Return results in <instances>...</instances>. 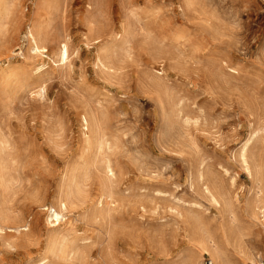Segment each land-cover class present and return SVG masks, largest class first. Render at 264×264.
<instances>
[{
	"label": "rangeland",
	"instance_id": "obj_1",
	"mask_svg": "<svg viewBox=\"0 0 264 264\" xmlns=\"http://www.w3.org/2000/svg\"><path fill=\"white\" fill-rule=\"evenodd\" d=\"M263 131L264 0H0V264H264Z\"/></svg>",
	"mask_w": 264,
	"mask_h": 264
},
{
	"label": "bare ground",
	"instance_id": "obj_2",
	"mask_svg": "<svg viewBox=\"0 0 264 264\" xmlns=\"http://www.w3.org/2000/svg\"><path fill=\"white\" fill-rule=\"evenodd\" d=\"M36 30V29H35ZM37 32V31H36ZM38 36H39V34L37 35V33H35V31L33 30V29H30L29 30V37H30V40H31V43H32V49L31 50H33L34 52H36V53H38V54H42L43 52V50H42V48H41V46H40V43H39V39H38ZM41 41V40H40ZM62 47V46H61ZM61 53H60V56H61V60L63 61V63H64V61H66V60H69L68 58H69V50H68V46L65 44V45H63V49L61 48ZM32 52V51H31ZM35 53V54H36ZM62 63V64H63ZM64 65V64H63ZM65 66V65H64ZM59 67V66H58ZM64 68V67H63ZM85 117V116H84ZM90 118V117H89ZM89 118H87V117H85L84 118V122H85V126H86V128L87 129H85V130H90L89 129V127H90V120H89ZM89 132V131H88ZM256 132V131H255ZM258 135V133H254V134H252L251 135V137L249 138V140L244 144V146H243V148H242V153H241V155H240V161H241V164H242V167L248 172V174L251 176V177H253L254 176V174H255V172L257 173V171H258V167H257V164H253V162H254V160H252L251 159V157H250V155H249V150H250V146H251V144H252V142H253V140H254V138L256 137ZM102 136V135H101ZM262 136L264 137V131L262 132ZM264 139V138H263ZM6 140V139H5ZM7 141V140H6ZM5 146V143L3 142V140H1L0 139V149L2 148V147H4ZM0 162H2V160L0 161ZM95 167V166H94ZM0 169H1V166H0ZM107 169L112 173V169H111V166H110V163L109 164H107ZM2 172L0 171V179H2L1 178V176H3L2 174H1ZM112 177L114 176V173H112V175H111ZM4 177V176H3ZM7 177V176H6ZM4 178L5 180H9V178L10 179H12L11 177H9V178ZM200 179L204 182V180H205V176H204V173H200ZM4 180V181H5ZM5 182H7V181H5ZM10 182H11V180H10ZM4 186L5 184H1V186ZM8 184L6 183V186H7ZM11 186V185H10ZM7 188V187H6ZM9 190H10V188H8ZM202 191H203V189H202ZM203 193H204V191H203ZM206 193H207V195L210 197V199H211V201L213 202V203H215L216 205H220L221 206V203H222V198H221V196L213 189V188H210L209 186H207V188H206ZM261 194V193H260ZM67 202H69V200H66V201H64V199H63V201H61V204L62 205H64L65 207L67 206ZM70 203V202H69ZM258 204L259 205H261L260 207H259V210L261 209V208H264V197L263 198H261V199H259L258 200ZM246 206H247V202H246ZM256 209V208H255ZM1 210V212H2V209H0ZM264 210V209H263ZM4 212V211H3ZM7 212V211H6ZM14 212V211H13ZM5 213V212H4ZM7 213H10L9 211L7 212ZM7 213H5L4 215L6 216V214ZM11 214V213H10ZM10 217V216H9ZM15 217V216H14ZM17 217H19V216H17ZM62 218H64V216L60 213V212H58L56 209H54V208H52L51 209V211H50V215H49V219L47 220L48 221V223H49V225L51 226V231L52 232H55V230L57 229V227L58 226H60V221L62 220ZM17 219V218H16ZM15 220V219H14ZM6 221H8V220H6ZM5 221V222H6ZM6 224V223H5ZM14 224H15V222H14ZM21 226V225H20ZM20 226H18V227H15V228H13L14 229V231L15 232H17L18 234H22V233H24V232H28L29 231V225H26L25 226V224L23 225V226H25L26 227V229H23V230H21V228L22 227H20ZM24 227V228H25ZM5 228L3 227V230H4ZM2 229H0V231H1ZM6 231V230H5ZM234 231V229L232 228L231 229V233ZM3 232V231H2ZM57 232V231H56ZM16 233V234H17ZM27 234V233H26ZM25 234V235H26ZM2 235V234H1ZM23 236V235H22ZM218 238V237H217ZM219 241H221V240H219ZM221 242H223V241H221ZM229 243V242H228ZM64 249V248H63ZM62 250V248L60 247V246H58L57 245V243L55 244V245H53V246H51V256H53L56 252H57V254H58V251H61ZM49 252V251H48ZM87 252V251H86ZM206 254V255H211L214 259H216L218 262H221V264H224V257L226 256V249H225V244L224 243H220V242H216L215 241V239H214V236L212 235V233H210L209 231H207V230H200V231H198L197 232V234H196V237H195V239H194V241H193V246L191 247V251H190V254H192L191 255V257H189L188 258V262L190 263V264H195L194 263V260L195 259H198V258H200L201 256V254ZM78 254V253H77ZM47 255V254H46ZM51 258V257H50ZM47 259V257L44 259V260H46ZM49 259V258H48ZM215 260V261H216ZM41 262V261H40ZM187 262V263H188ZM45 264V263H44ZM52 264V263H51Z\"/></svg>",
	"mask_w": 264,
	"mask_h": 264
}]
</instances>
